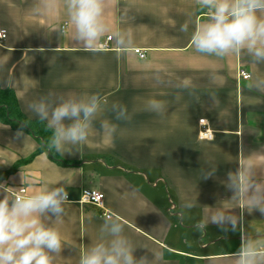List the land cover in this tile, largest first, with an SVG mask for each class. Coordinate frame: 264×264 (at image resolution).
<instances>
[{
  "label": "crops",
  "instance_id": "obj_1",
  "mask_svg": "<svg viewBox=\"0 0 264 264\" xmlns=\"http://www.w3.org/2000/svg\"><path fill=\"white\" fill-rule=\"evenodd\" d=\"M103 7L105 30L86 42L67 0H0L7 32L0 91H12L22 113L45 126L31 105L99 99L87 140L52 150L70 165L0 117V181L25 188V197L68 192L59 217L39 214L61 236L53 264H80L113 239L106 222L120 223L133 255L148 264H239L242 243L264 251V214L231 187L246 176L264 181V60L246 49L198 52L192 36L207 17L198 0H104ZM203 129L212 137L200 139ZM86 191L102 193V205L78 203ZM220 212L230 220L211 223Z\"/></svg>",
  "mask_w": 264,
  "mask_h": 264
},
{
  "label": "clouds",
  "instance_id": "obj_2",
  "mask_svg": "<svg viewBox=\"0 0 264 264\" xmlns=\"http://www.w3.org/2000/svg\"><path fill=\"white\" fill-rule=\"evenodd\" d=\"M198 4L200 11L207 13L206 21L192 36L191 42L198 52L222 57L246 49L257 60H264V0H198ZM103 5L104 0H67L78 39L92 42L104 32ZM187 27L185 24L181 30L186 31ZM120 43L117 38V44ZM151 106L162 108L159 101H151ZM30 107L50 130L49 151L62 152L65 144L87 140V129L99 109V99L92 95L87 101L66 100L51 109L43 102ZM231 187L237 195L246 194L251 205L264 214V181L246 176L245 183L235 180ZM11 193V186L0 181V264H53L50 253L61 251V236L41 223L39 214L47 212L59 217L64 212L63 205L69 202L66 188L56 187L27 197ZM229 220L220 212L211 223L222 226ZM231 223L235 224L234 218ZM102 230L113 239L96 244L80 264H148L146 258L133 255L129 241L120 235V223L109 227L106 222ZM234 255L239 264H264V251L249 244L242 243Z\"/></svg>",
  "mask_w": 264,
  "mask_h": 264
},
{
  "label": "trees",
  "instance_id": "obj_3",
  "mask_svg": "<svg viewBox=\"0 0 264 264\" xmlns=\"http://www.w3.org/2000/svg\"><path fill=\"white\" fill-rule=\"evenodd\" d=\"M1 116L6 118L8 123L12 126L35 134L37 137L44 140L46 144L48 143V139L45 134L50 132V130L47 129V127L40 121L29 119L22 113L18 100L12 91H0V117ZM50 156L60 164L70 165V163L61 160L52 151H50Z\"/></svg>",
  "mask_w": 264,
  "mask_h": 264
},
{
  "label": "built area",
  "instance_id": "obj_4",
  "mask_svg": "<svg viewBox=\"0 0 264 264\" xmlns=\"http://www.w3.org/2000/svg\"><path fill=\"white\" fill-rule=\"evenodd\" d=\"M7 39V32L5 30L0 29V44H2L5 40ZM112 37H108L106 42L102 45L103 48H108V43L111 41ZM136 53L140 56V58L145 57V53H142L140 50H137ZM240 77L242 79L248 80L250 79V75L246 73L245 71L241 70L240 71ZM201 126H205V121L202 120L200 121ZM212 137V134L210 130L208 129H203L200 134L199 138L200 139H209ZM26 192V189L23 187H20L16 190H12V195H21L23 196L24 193ZM104 195L98 191H86L83 193L81 199L79 200L78 203L82 205H94V206H101L103 203Z\"/></svg>",
  "mask_w": 264,
  "mask_h": 264
}]
</instances>
